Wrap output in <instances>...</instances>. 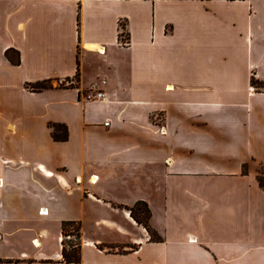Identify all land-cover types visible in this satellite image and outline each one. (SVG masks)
<instances>
[{"label": "crops", "instance_id": "obj_1", "mask_svg": "<svg viewBox=\"0 0 264 264\" xmlns=\"http://www.w3.org/2000/svg\"><path fill=\"white\" fill-rule=\"evenodd\" d=\"M261 169L264 0H0V264H264Z\"/></svg>", "mask_w": 264, "mask_h": 264}, {"label": "trees", "instance_id": "obj_2", "mask_svg": "<svg viewBox=\"0 0 264 264\" xmlns=\"http://www.w3.org/2000/svg\"><path fill=\"white\" fill-rule=\"evenodd\" d=\"M123 29L126 31V27L123 25ZM128 39L129 38V33H127ZM128 41V40H127ZM129 42V41H128ZM14 54V56H13ZM7 57L11 60V62L15 63L16 65H19L21 63V59L19 56V53L16 51H7L6 53ZM28 88L34 92H40L43 90L51 89L53 88L52 82L51 81H45V82H40L37 84H29ZM51 127L53 128V136L55 140L57 141H66L68 139V131L66 126L60 125V124H52ZM131 211V216L135 219V221L139 224L144 226L147 231L149 232L151 236V240L155 242H162L163 238L155 231L153 228L150 226V219L152 216L151 210L149 206L146 203L139 202L136 204L135 207L129 208ZM72 226H77L78 229L80 230V224H77L75 222H64L63 223V234L64 236H69L67 228L72 227ZM80 237V236H79ZM72 253H68L66 245L63 250V255L64 259L67 263H75V264H80L82 262L81 258V249L82 245L81 243L77 246L74 247Z\"/></svg>", "mask_w": 264, "mask_h": 264}, {"label": "rangeland", "instance_id": "obj_3", "mask_svg": "<svg viewBox=\"0 0 264 264\" xmlns=\"http://www.w3.org/2000/svg\"><path fill=\"white\" fill-rule=\"evenodd\" d=\"M125 27H126V25L125 24H123ZM127 33H128V31H127V29H126V31L123 29L122 30V34H121V40L123 39V42H128L129 41V39H128V36H127ZM128 40V41H127ZM130 42V41H129ZM129 42H128V44H129ZM127 44V45H128ZM123 45H124V43H123ZM99 81H101V80H99ZM99 81H97V82H99ZM68 83V80L67 81H65L64 82V85H66ZM95 83V82H94ZM93 83V84H94ZM92 84V85H93ZM55 85V84H54ZM57 85V84H56ZM92 85H91V87H92ZM91 87H90V90H89V92L90 93H92V89H91ZM91 94H88L87 95V97L89 98V96H90ZM261 174H262V176H261V178H262V180L264 181V169H261ZM263 184V183H262ZM264 185V184H263ZM136 206V205H135ZM134 206V207H135ZM133 208V207H132ZM129 209V208H128ZM77 224H79V223H77ZM81 225V224H80ZM81 227V226H80ZM67 231H68V235L69 236H65V245H66V248H67V251H68V253H72V251L73 250H76V249H73L74 247H77L80 243H81V228H80V230L78 229V227L77 226H72V227H68L67 228ZM80 236V237H79Z\"/></svg>", "mask_w": 264, "mask_h": 264}, {"label": "built area", "instance_id": "obj_4", "mask_svg": "<svg viewBox=\"0 0 264 264\" xmlns=\"http://www.w3.org/2000/svg\"><path fill=\"white\" fill-rule=\"evenodd\" d=\"M121 43L122 44L124 43V45L128 44V42H123V39L121 40ZM106 85H107V81L106 80H101L99 82H95L92 85V87H91L93 94H91L89 96V99H92V100H104L105 97H106V93H105L103 87L106 86ZM105 125L109 126L110 122H106ZM94 177H95L94 180H98V177H96V176H94Z\"/></svg>", "mask_w": 264, "mask_h": 264}]
</instances>
